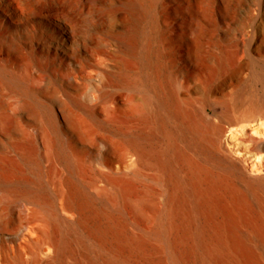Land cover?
Here are the masks:
<instances>
[{
  "label": "bare ground",
  "instance_id": "6f19581e",
  "mask_svg": "<svg viewBox=\"0 0 264 264\" xmlns=\"http://www.w3.org/2000/svg\"><path fill=\"white\" fill-rule=\"evenodd\" d=\"M222 2L0 0V80L21 97L9 112L0 110V186L22 187L11 199L0 194V225L13 230L11 240L21 236L12 253L0 244L4 261L20 263L22 251L39 248L46 240L56 256L60 243L54 234H46L50 224L52 233L59 226L81 230L98 249L102 264H264V164L256 167L253 161L246 167L223 148L225 143L229 149L227 141L234 134L248 130L255 136L254 157L263 161L264 119L225 128L207 111L218 94L233 88L247 72L243 86L232 92L234 104H245L236 118H264V94L253 89L264 78V0L249 3L243 17L246 29L232 28L230 43L219 56L218 42L234 23L232 8ZM96 5L94 12L89 10ZM89 16L104 27L106 49L88 47ZM32 18L43 24L32 25ZM227 18L231 22L217 30L205 55L206 25ZM52 37L70 48L66 59L79 64L78 78L72 72L65 77L70 85L87 89L84 101L74 104L105 117L99 122L110 136L97 140V151L113 155L102 163L106 186L95 193L76 178L75 170L65 176L52 170L64 215L52 201L47 205L40 184L32 186L22 171L4 167L11 159L4 138L15 129L17 111L35 117L37 105L57 131L62 124L84 136L60 91L46 92L44 79L35 77L25 52L31 43L50 46ZM76 47L85 51L87 61L76 59ZM120 51L135 60L137 70L119 74L125 93L101 91L113 88L111 77L93 89L95 77L119 67L115 58ZM177 55L194 70L175 71ZM4 103L0 97V109ZM42 142L47 158L72 166L58 138L44 132Z\"/></svg>",
  "mask_w": 264,
  "mask_h": 264
},
{
  "label": "rangeland",
  "instance_id": "374dc122",
  "mask_svg": "<svg viewBox=\"0 0 264 264\" xmlns=\"http://www.w3.org/2000/svg\"><path fill=\"white\" fill-rule=\"evenodd\" d=\"M251 1L252 0H223L222 4H228L232 8L231 10L232 16L234 17V23L228 27L229 29L226 36L222 35L221 40L219 42L217 41L219 49L216 51L219 56L224 55L225 50L227 49L226 45L230 43L229 38L233 33L232 28L237 29L241 26L246 29L243 17H245L246 10L248 9V5ZM97 8L98 6L96 5L92 6L89 10L94 12ZM160 12L164 13L165 10L163 11L160 9ZM88 19H90L89 23L91 26H89L87 30H85L86 28L82 26L83 31L85 30L86 35L89 36V43H87L88 47L97 50L106 49V45L103 41V35L105 32L104 27L95 25L93 17ZM230 22L231 18H227L222 22H210L206 25V28H208L206 30L207 33L203 35L202 39V43L204 44L203 53L205 55L212 50V43L215 41L214 36L217 30L225 28L227 23ZM30 23L34 26H40L43 24L39 18H32ZM147 30H149L148 26ZM42 31L44 32V30ZM61 42L62 41L57 37H52L50 46L42 48L38 43H31L30 45H26L25 52L28 53V57H30L34 64L32 72L35 73V77L40 76V78L44 79L43 85L45 86L46 92H50L52 88L60 91L59 96L62 97L67 106L72 110L75 117L80 121L81 131L84 133V136L78 135L75 130L70 129L67 126H63L62 124H57L58 128H60L59 131H57L55 127H52L51 124L43 118L42 112L37 105H34L37 109L35 117H27L24 114L19 113L20 111H17L18 114L15 116L17 121L14 122L15 129L10 132L9 139L6 137L4 138V141L9 144V151L11 149L8 153L11 155V159L5 161L4 167L8 170L13 169L20 170V172L22 171L21 173L28 178L29 183L32 186L40 184V186H42L43 196L47 205L52 201L54 206L58 208L59 212L64 215L61 208L62 200L59 196L55 195L57 178L52 173V170H60V176L67 175V170H75L76 178L90 191L95 193L97 189H101L106 186L103 175L107 172V168L104 167L102 163L112 158L113 155L110 156L108 154H102L97 151L98 147L95 146L97 140H108L107 137L110 136L108 128L102 126L99 122L105 117L91 114L87 110L74 104L75 102L84 101L83 99L87 89L84 86L75 87L74 85H70L65 79L69 72L73 73V78H78L76 70L78 69L79 64L74 63L75 59H73V63L72 60L68 61L66 59L71 50L69 47L63 46ZM61 46L66 53L63 52ZM77 50H79V56L76 59H79L80 61H87L89 59V57L85 56V51L83 49L77 48ZM96 54L99 57L102 56L101 53ZM254 55L256 56V54ZM176 60H178V64L173 68L175 71H178L183 67L189 71L194 70L193 67L187 66V63H185V59L182 58V56L177 55ZM96 61L98 62L100 60L95 59V62ZM115 61H117L119 67L117 66L118 68L108 69L109 72L114 74L112 75L109 74V72H104V74L95 77L93 80V89L95 86H99L100 82L107 83L108 79L111 77V79H113V88L107 86L100 87L102 89L101 91H111L115 95L121 92L125 93L126 90L119 85L117 80H119L118 77L120 73H136V66H134L135 60L120 51L117 53ZM8 64L10 63L8 62ZM89 69L90 68L88 67L87 70ZM243 76L244 78L233 88L227 89L223 94H218L216 96L217 103L212 107H209L207 110L210 115L214 114L213 116L215 117L216 122L225 128L230 126L239 127L240 124L248 123L251 119H254L255 123L264 119L257 114L240 120H237L236 118V111H238V109H243L245 104H239L238 106L237 104H234L231 101L233 97L232 92H237L238 89L243 86L248 73L246 72ZM179 79H182V76H180ZM257 84L253 86L256 94H264V78ZM61 91L63 93H61ZM44 96L46 97L47 95ZM0 97L5 101L4 109L0 110L8 112L14 102L21 98L1 80ZM45 97L40 96L39 99L49 104L47 98ZM23 127L28 131L26 132ZM44 132H48V135L52 136V138H58V140H60L65 152L72 160V166L67 167L59 160H53V158L46 157L45 148L42 142V134ZM251 135H254V133L252 134V132L248 130L239 131L227 141L229 149L227 148V145L222 142L223 148L232 156L242 162H246V167L254 161L256 163V167L263 168L264 159L259 163L254 157L255 150L253 146H251L254 141L252 139L253 136ZM21 192L22 187L19 184H16L11 188L10 186H7L6 189H2L0 186V194L3 193L9 199ZM53 228L54 226L46 224L45 231L48 236L54 234V237H56L60 243L58 254L54 256L53 250L49 246L51 242L46 240L47 242L42 243L39 248L32 245L29 249L27 248L26 251H22V260L17 264H102V259L99 255L98 249L93 245L92 240L88 239L81 230L76 227L66 228L59 226L57 227V231L52 233L54 230ZM13 233V230L4 231L0 225V244H3L11 253L13 247L18 248V245L21 242V236L19 235L15 236L12 240L9 238ZM45 248L47 250L46 253L44 250ZM0 264L11 263L4 261L0 256Z\"/></svg>",
  "mask_w": 264,
  "mask_h": 264
}]
</instances>
